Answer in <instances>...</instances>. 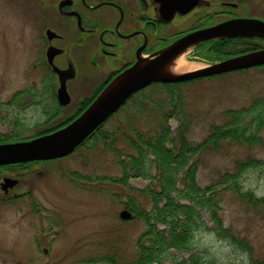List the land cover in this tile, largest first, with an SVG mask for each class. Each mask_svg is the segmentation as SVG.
Instances as JSON below:
<instances>
[{"label": "rangeland", "instance_id": "374dc122", "mask_svg": "<svg viewBox=\"0 0 264 264\" xmlns=\"http://www.w3.org/2000/svg\"><path fill=\"white\" fill-rule=\"evenodd\" d=\"M258 1V8L243 12L264 18V0ZM12 13L10 6L7 10L4 8L1 22L3 39L9 41V51L3 52L2 56V76L6 84L3 86L4 98L10 97L15 88L28 87L30 82L25 70L26 60L21 53L24 43L21 36L25 37L26 26L17 25ZM261 43L264 45V41L260 42V47ZM193 54L192 49L184 53L185 71L211 62L195 58ZM151 90L148 88L146 92L155 93ZM182 90L193 121L189 137L200 142L214 124L227 121L229 109H242L264 98V66L189 81L182 85ZM123 117V112L114 115L101 131L114 130L122 124ZM40 119L36 113L29 114L21 136H31L39 131L41 127L35 126ZM169 125L175 134L178 120L171 118ZM0 129L3 132L9 130L3 121H0ZM257 137L258 142L252 147L228 145L204 154L198 174L200 183L204 186L214 181L220 172L234 170L240 162L255 159V166L245 171L240 186L242 191L252 190L256 198L264 199V127ZM103 141L92 138L66 157L11 169L21 178L11 197L17 194L19 198L0 201V264H111L101 259L109 257L124 263L135 257L137 239L146 225L134 216L123 220L120 213L128 209L130 186L142 189L150 181L131 177L127 185L114 183L112 179L123 174L117 152L132 150L124 140L115 144L117 149L105 146ZM123 158H127L126 155ZM203 216L211 226L209 214L204 211ZM222 216L225 225L248 242L249 250L206 230L199 234L197 242L206 259L216 258L220 264H264V203L251 206L239 194L227 193ZM172 253L184 257L190 255L187 252ZM160 264H173V258L168 257Z\"/></svg>", "mask_w": 264, "mask_h": 264}, {"label": "flooded vegetation", "instance_id": "af4514ba", "mask_svg": "<svg viewBox=\"0 0 264 264\" xmlns=\"http://www.w3.org/2000/svg\"><path fill=\"white\" fill-rule=\"evenodd\" d=\"M258 4V0H0V121L9 129H0V144L30 140L67 126L117 76L188 34L240 18L264 20L243 12ZM7 6L13 10L15 23L26 26L21 53L30 82L4 98L2 56L9 51V41L3 39L1 22ZM263 41L256 36L225 37L202 41L186 51L192 49L195 58L210 60L211 65L263 48ZM203 78L209 76L193 80ZM62 79L66 92L60 90ZM157 84L165 83L153 82L142 90ZM35 113L41 118L35 127L41 128L31 136H21L29 114ZM42 162L0 164V201L19 198L17 194L11 197L21 179L11 169ZM12 180L18 181L13 187L9 185Z\"/></svg>", "mask_w": 264, "mask_h": 264}, {"label": "trees", "instance_id": "16d2710c", "mask_svg": "<svg viewBox=\"0 0 264 264\" xmlns=\"http://www.w3.org/2000/svg\"><path fill=\"white\" fill-rule=\"evenodd\" d=\"M185 83L149 87L155 93L146 92L148 88L140 91L117 113L123 112L125 116L122 124L106 132L101 131L102 126L89 138L104 140L105 146L115 149V144L124 140L132 150L117 152L123 174L113 178L114 183L127 185L131 177L150 181L142 189L130 186L126 202L134 218L146 225L137 239L135 257L124 263H117L109 257L101 261L160 264L172 257L173 264H220L216 258L207 260L205 252L198 248V236L206 230L249 250L248 242L225 225L222 209L227 193L239 194L251 206L264 203V199L256 198L252 190L242 191L240 186L243 174L255 166L256 160L240 162L234 170L220 172L214 181L204 186L198 174L201 157L207 152L235 144L252 147L258 142L257 134L264 127V98L242 109H229L227 121L214 124L202 141L194 142L189 137L193 121L183 95L182 85ZM171 118L179 122L175 134L169 125ZM125 155L127 158H123ZM204 211L210 216L211 226L204 220ZM172 251L190 255L177 256Z\"/></svg>", "mask_w": 264, "mask_h": 264}, {"label": "water", "instance_id": "95a60500", "mask_svg": "<svg viewBox=\"0 0 264 264\" xmlns=\"http://www.w3.org/2000/svg\"><path fill=\"white\" fill-rule=\"evenodd\" d=\"M236 36H256L264 39V20L259 18L230 20L180 38L157 56L139 62L117 76L97 99L67 126L30 140L0 144V164L50 160L71 154L115 114L134 93L153 82L188 81L264 65L263 47L198 69L178 73L170 71V66L175 59L184 55L189 47L206 40ZM58 73L62 74V71ZM60 90L66 92L65 79H62ZM17 183V180L9 181L11 187ZM133 216L128 209L120 213V218L123 220H130Z\"/></svg>", "mask_w": 264, "mask_h": 264}, {"label": "bare ground", "instance_id": "6f19581e", "mask_svg": "<svg viewBox=\"0 0 264 264\" xmlns=\"http://www.w3.org/2000/svg\"><path fill=\"white\" fill-rule=\"evenodd\" d=\"M187 69L186 62L184 60V55H180L175 59V61L170 66V71L174 73H178L181 71H185Z\"/></svg>", "mask_w": 264, "mask_h": 264}]
</instances>
